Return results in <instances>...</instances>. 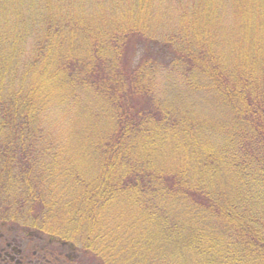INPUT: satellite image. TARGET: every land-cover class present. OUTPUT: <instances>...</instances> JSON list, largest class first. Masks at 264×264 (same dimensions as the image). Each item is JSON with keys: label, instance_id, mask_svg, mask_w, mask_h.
<instances>
[{"label": "trees", "instance_id": "1", "mask_svg": "<svg viewBox=\"0 0 264 264\" xmlns=\"http://www.w3.org/2000/svg\"><path fill=\"white\" fill-rule=\"evenodd\" d=\"M8 237L47 264H264V0H0Z\"/></svg>", "mask_w": 264, "mask_h": 264}, {"label": "flooded vegetation", "instance_id": "2", "mask_svg": "<svg viewBox=\"0 0 264 264\" xmlns=\"http://www.w3.org/2000/svg\"><path fill=\"white\" fill-rule=\"evenodd\" d=\"M44 243L46 242L43 241L40 244H35L36 246H33L31 242L26 239L8 237L6 240L0 241V264H38L37 260H39V264H47V262L52 263L48 253H51L53 246ZM38 246L42 247L45 251L43 252L45 255H41L42 253L36 251L34 253L31 252ZM47 248L48 251H46ZM30 255L40 259L35 258L30 262Z\"/></svg>", "mask_w": 264, "mask_h": 264}, {"label": "rangeland", "instance_id": "3", "mask_svg": "<svg viewBox=\"0 0 264 264\" xmlns=\"http://www.w3.org/2000/svg\"><path fill=\"white\" fill-rule=\"evenodd\" d=\"M171 13H173V11H171ZM226 37L228 38L229 36H228V34H226ZM222 34L220 35V38H219V40H215L214 42H215V44H214V47H218V48H220L221 47V44H222ZM217 49V48H216ZM216 49H214V50H216ZM220 53V52H219ZM71 258H73V256L71 255Z\"/></svg>", "mask_w": 264, "mask_h": 264}]
</instances>
